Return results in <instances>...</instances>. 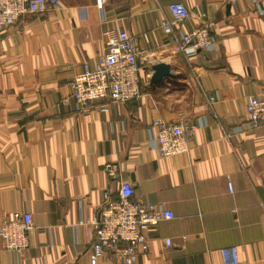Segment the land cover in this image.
Wrapping results in <instances>:
<instances>
[{
  "label": "crops",
  "instance_id": "crops-1",
  "mask_svg": "<svg viewBox=\"0 0 264 264\" xmlns=\"http://www.w3.org/2000/svg\"><path fill=\"white\" fill-rule=\"evenodd\" d=\"M171 1L58 0L0 27V227L24 210L34 225L21 258L0 236V264H92L93 235L78 222L121 180L174 213L146 229L133 264H222L230 245L240 264H264V127L245 119L249 97L264 95V0H178L191 16L173 33L160 25ZM197 26L213 47L178 51L174 37ZM108 28L143 51L141 96L82 107L69 81L102 55ZM159 62L170 75L152 82ZM155 117L196 125L186 152L159 154Z\"/></svg>",
  "mask_w": 264,
  "mask_h": 264
},
{
  "label": "built area",
  "instance_id": "built-area-1",
  "mask_svg": "<svg viewBox=\"0 0 264 264\" xmlns=\"http://www.w3.org/2000/svg\"><path fill=\"white\" fill-rule=\"evenodd\" d=\"M58 0H0V27L13 24L26 11L40 12ZM107 0H94L102 8ZM171 19L163 18L161 27L173 33L175 25L190 18V11L182 1L168 4ZM104 51L94 64L84 61L82 71L70 81L71 94L82 106L107 99L122 102L141 96L140 65L138 57L143 52L135 37L125 30L108 28L103 31ZM175 48L183 54L198 49H211L213 35L206 26L181 31L174 37ZM213 100V97H210ZM246 122L250 129L264 127V95L250 96L246 103ZM152 145L160 155H176L189 149L196 125L187 119L166 121L155 117ZM230 187V185H229ZM135 189L127 180H121L116 196L107 191L97 211L90 217H81L79 224L92 232V264L102 256H113L122 264H133L139 251L147 249L146 229L159 221L174 217L173 211L162 203L145 202L134 198ZM29 211L14 212L3 219L0 227L3 248L17 258L29 246L28 232L33 228ZM167 243L169 241L167 240ZM222 264H240L235 245L219 249Z\"/></svg>",
  "mask_w": 264,
  "mask_h": 264
},
{
  "label": "water",
  "instance_id": "water-1",
  "mask_svg": "<svg viewBox=\"0 0 264 264\" xmlns=\"http://www.w3.org/2000/svg\"><path fill=\"white\" fill-rule=\"evenodd\" d=\"M166 75H170V67L168 64L159 62L153 66V72L151 75V81L155 82Z\"/></svg>",
  "mask_w": 264,
  "mask_h": 264
}]
</instances>
